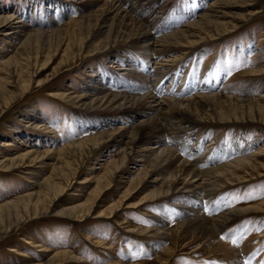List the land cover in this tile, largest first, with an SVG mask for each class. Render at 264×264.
<instances>
[{
	"label": "rangeland",
	"instance_id": "obj_1",
	"mask_svg": "<svg viewBox=\"0 0 264 264\" xmlns=\"http://www.w3.org/2000/svg\"><path fill=\"white\" fill-rule=\"evenodd\" d=\"M62 1L64 4H59ZM72 1L0 0V264H46L54 254L65 251L75 258L61 264H158L157 257L164 250L179 251L184 241L177 238L163 241L132 232L127 224L120 223L149 229L158 227L164 219L163 226L174 230L180 220L175 212L181 208L174 207L178 197L126 209L128 203L124 200L132 192L130 187L137 182V175L133 155L124 168L113 171L115 164H121L122 145L115 146L112 153L107 145H102L84 156L75 150L63 151L61 155L64 147L107 131L86 128L85 124L105 117L112 119L109 112L86 109L64 94L72 98L101 97L103 94L93 88L107 87L105 81L113 80L109 89L113 94L141 97L154 90L158 98L174 100L199 93L264 99V74L259 78L247 75L264 69V0H223L212 10L217 0L131 1L126 9L136 19L148 22V29L157 39L209 14L198 23V33L203 34L204 40H199L194 50L186 54L188 57H182L185 61L176 66H180L179 70L173 67L181 83H172L169 76L163 81L164 89L170 84L173 88L178 86L177 90L169 89L165 96L157 91L163 74L156 78L145 72L151 65L136 52L140 47L93 51L96 45L107 44L110 28L114 29L112 38L120 28L115 16L105 13V1L87 0L84 5ZM57 7L64 9L60 13ZM23 11L28 12L25 17L33 22L46 19L51 25L43 23L40 27L21 29L16 35H5L17 29L3 26V18L11 14L14 18L22 17ZM65 12L67 16L63 17ZM20 19L26 23L24 18ZM73 21L78 23L71 24ZM207 22L227 24L228 31L211 32L213 28L206 26ZM252 46L255 48L251 49ZM126 64L135 65L136 70L125 71ZM136 111L144 117L141 120L148 119L141 109ZM243 111L229 121L202 122L189 129L193 133L190 145L201 144L204 157L221 145L240 147L242 158L264 151V116L255 111L256 119L251 120L248 110ZM122 115L129 118L130 125L135 122L130 118L137 119L134 113ZM119 124L109 128L116 130ZM47 152L50 153L45 155ZM260 155L257 161L264 164V153ZM38 156L33 167H28L29 161ZM261 175L263 169L254 172L246 182H236L210 194L204 203L213 214L209 217L219 218L233 210L264 203ZM49 178L53 185L47 190L41 184ZM109 180L107 190L104 186ZM154 181L151 174L143 178L129 203H137L163 188L161 182ZM62 187L64 192H60ZM103 188L98 197L99 189ZM119 203L117 217L107 218L108 207ZM92 205L93 211L83 221L64 215L65 210ZM220 239L238 249L239 262L212 255L198 245L191 247L193 251L189 248L164 259L171 264H264V211L240 216L226 226ZM41 247L52 252H40Z\"/></svg>",
	"mask_w": 264,
	"mask_h": 264
},
{
	"label": "bare ground",
	"instance_id": "obj_2",
	"mask_svg": "<svg viewBox=\"0 0 264 264\" xmlns=\"http://www.w3.org/2000/svg\"><path fill=\"white\" fill-rule=\"evenodd\" d=\"M93 1H96L95 3H97V1H105V13L113 14L120 25V28H118L119 31L116 29V36L113 38L111 37V35L113 36L114 29L110 28L109 36H107L108 38L106 40L107 44L103 46L100 44L96 45L93 51H114L113 49L123 46H127L130 49H134L135 46L140 47L137 48L138 50L136 52L138 55L148 59V66L151 65L145 72L156 78L163 74L164 79L161 83L165 78H168V76L171 77L172 80H170L172 83L178 81L176 79L177 74L174 73V70H179L180 66L177 68L176 66L182 63L183 60L185 61V58L183 59L182 57L187 56L186 54L188 52H192L196 45L199 44V40H204L203 34L198 33L200 32V30H198V23H200L201 19L208 17L209 14L204 15L194 23L185 24L181 29L168 36L157 39V35L155 36L152 30H150V28L148 29V22L144 23L136 19L126 9L128 4L133 0ZM217 1L218 2L212 4L210 10L221 5L219 2L223 0ZM72 2L84 5L87 0H73ZM59 4H64V1ZM57 6L59 5L57 4ZM56 9L59 11L63 10L64 7H57ZM196 10L197 7L193 8L192 11L195 12ZM59 12L61 13V11ZM67 13L68 12H65L63 17H66ZM27 14L28 12L23 11L22 17L14 18L11 14V16L3 18L1 21L3 26H10L13 29L19 30L10 31L5 35H16L21 33V29H29L32 26L40 27L44 24L51 25V21L49 22L46 19H39L33 22L32 18L25 17ZM45 17L47 18V16ZM20 18H24L26 23ZM75 23H78V21L71 22V24ZM206 26L213 28L212 30L210 29L211 32L215 31L218 33L220 31L225 32L229 25L219 24L218 22H207ZM218 35H221V33ZM253 48L255 47L252 46L251 49ZM238 51L240 53L243 52L242 48H238ZM248 51L250 52V50ZM5 64L7 65V63ZM126 66H128V68L125 67V71L136 70L135 65L126 64ZM174 66L176 69L173 68ZM250 74L255 76V78H259L263 76L264 69L261 68L247 75L249 76ZM146 78L149 79L148 76H146ZM157 81H159V79H157ZM112 82L113 80H111V82L105 81L107 87L102 85V87L93 88L94 92L103 94L101 97L94 96L93 98H88L93 95H81L72 98L70 94H64L65 97H70V99L80 102V105L86 109L103 111L106 113L109 112L112 115V119L105 117L101 120H93L90 124H85L84 127L86 128H94L96 130L97 128H105L107 131L100 132L96 137L83 139L77 144L66 146L58 152L62 155L63 151L66 153L68 150H71V152L75 150L76 154L80 152L79 154L84 156L93 152L94 149L100 148L102 145H107L109 147V153H112L114 151L111 150L116 149L115 146L122 145L123 150L120 152L122 156L121 164H115L113 171L118 172L120 169L124 168L125 162L129 159V156L133 155L136 163L134 173L137 175V182L130 187L132 192H129L124 200L128 203L125 204L126 209H130L131 207L139 208L147 202H152L157 199L178 197V204L174 205V207L176 208L178 206L181 208L180 210L176 209L175 212L176 218L180 220L177 222V226L174 230H168V228L166 229L163 226L164 219L160 220L162 223L160 222L158 227L149 229L132 227L129 226L130 224L128 225L127 222L120 223L121 225L127 224V227L132 232L150 235V237L153 238H161L163 241H170L174 238L184 241L179 251L171 253L169 249L164 250L163 253L157 257L156 261L158 264H171L168 259H164L165 256L175 255V253L184 250L189 251V248L191 249L192 246L196 245H198V248L200 247V249H204L212 255L223 256L226 260L238 259L239 262L238 254L240 253H238V249L222 241L220 235L226 226L240 216L246 213L248 214L251 211H264V203L253 208L236 209L219 218L209 217L210 214H213L207 211L208 209H206V204L204 205V203L207 202L206 200L209 198L210 194L213 195L218 189L227 185H234L236 182H246L254 175V172L259 173L261 169L264 170V164H259L257 161V158L260 157V154H263L264 151L242 158L240 147H236L233 144L227 147L221 145V147L214 149L209 156L204 157L205 153L201 144H199V147L190 145L193 133H191L189 129L191 130V128L202 122L222 123L225 120L229 121L232 116L237 118L240 113H244L243 110H248V114L251 116L250 119L254 120L256 119V117L253 116V112L255 111L264 116V99L261 97L259 99L244 100L233 96L218 95V93H199V95L192 98L180 100L175 98L174 100L173 98H158L154 94V90L141 97L127 94H113V92L111 93L109 90ZM147 82L150 83L151 80ZM164 82L162 84L160 83V88L158 87L157 89L158 93L163 96L167 95L169 89L173 88V84H170V86L164 89ZM178 82L179 85L181 82L180 80ZM200 83L201 82H199L198 85H200ZM215 83V85H219L217 80ZM176 87L178 89V86H175L172 90H175ZM204 89L205 87H202V91ZM196 91H199V87L196 88ZM197 93L198 92L195 94ZM138 109H141V114L148 116V119L141 120L143 116H138L140 115L139 111H136ZM125 113H134V115H137V119L134 117L130 118L135 121L134 124L130 125L128 123L129 118L125 117L126 115H122ZM35 118L38 117L36 116ZM260 120L263 121V119ZM124 122L127 124L122 126L121 124ZM118 123L120 124L116 130L109 128ZM135 123L138 124L135 125ZM186 136L187 138H185ZM48 153L50 152H47L45 155ZM37 158H40V156L30 160L28 167H33V163ZM149 174L155 177L153 183H158L159 181L163 188L151 192L147 197L137 203H129L133 198V193L139 187V182ZM261 177H264V175H261ZM106 178L109 179V175H107ZM49 180L51 181L49 178L41 184L44 189L49 190L48 187L53 185H50ZM110 185L111 180L107 182L104 188L107 186V190H109ZM104 188L99 189L98 197L101 196ZM60 192H64L63 187ZM29 198H32V196H29ZM120 207V203L108 207L107 213L109 217L107 218L117 217L116 210L119 211ZM93 209L94 205L87 208L85 207L84 209L79 207L74 210H65L64 215L69 218L76 217L78 220L83 221L89 217ZM74 212L76 213L73 214ZM206 212H208L209 215ZM212 242H214L213 247L211 246ZM97 243L101 245V242ZM41 248L40 252H52L45 247ZM197 249L194 250V252L198 251ZM153 250L154 247L151 248V251ZM70 258H75V256L66 251L58 252L54 254L46 264H61Z\"/></svg>",
	"mask_w": 264,
	"mask_h": 264
}]
</instances>
